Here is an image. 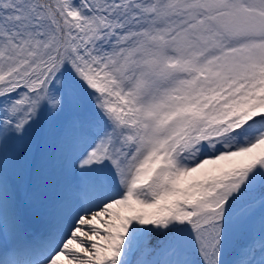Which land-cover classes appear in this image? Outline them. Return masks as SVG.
Returning <instances> with one entry per match:
<instances>
[{
  "label": "snow or ice",
  "instance_id": "obj_1",
  "mask_svg": "<svg viewBox=\"0 0 264 264\" xmlns=\"http://www.w3.org/2000/svg\"><path fill=\"white\" fill-rule=\"evenodd\" d=\"M0 264H264V0H0Z\"/></svg>",
  "mask_w": 264,
  "mask_h": 264
}]
</instances>
